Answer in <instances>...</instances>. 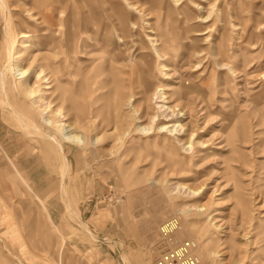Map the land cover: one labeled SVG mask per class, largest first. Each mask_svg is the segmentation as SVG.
I'll return each instance as SVG.
<instances>
[{
	"label": "rangeland",
	"instance_id": "1",
	"mask_svg": "<svg viewBox=\"0 0 264 264\" xmlns=\"http://www.w3.org/2000/svg\"><path fill=\"white\" fill-rule=\"evenodd\" d=\"M141 1L0 0V264H264V0Z\"/></svg>",
	"mask_w": 264,
	"mask_h": 264
},
{
	"label": "bare ground",
	"instance_id": "2",
	"mask_svg": "<svg viewBox=\"0 0 264 264\" xmlns=\"http://www.w3.org/2000/svg\"><path fill=\"white\" fill-rule=\"evenodd\" d=\"M142 2L147 3L148 0H143V1H141V3ZM124 5L126 8H128L130 10L134 9V6L131 3L124 2ZM21 36H23V33H20V32L16 33L15 35L13 34V38L21 37ZM13 38H11V39L8 38L7 43H5V41L0 43V72H2L4 74L6 73L8 76V79H9V81L6 79H5V81H3L4 90L8 91L9 89H11L13 87V86L12 87L9 86L10 78H15V79H17L19 87H20L22 93L24 94V96H29L30 92H29V89H28L26 83L24 82L25 76H24L23 69L15 68V66L10 63L11 58L13 59V55H12L13 53L10 52L9 46H10V41ZM144 39L146 41H149V43H148L149 47L148 48L150 49V51L152 53H156L158 51V49H160L162 47L163 40L159 35H154L152 33H149V34H146ZM163 45H165V44H163ZM4 69H6V72H4ZM162 109H166V107L163 106ZM171 114L172 113L170 111H167V113H165L166 116L171 115ZM66 127H68V126L65 125L64 123H59L57 125V135L54 138L47 137V136H44L41 134L43 137L42 140L44 142V143H41V145L43 147H46V145H48V147H49V145H52V147L54 149L58 150L59 145H58L57 141L59 138H61L63 140H65V139H68V140L72 139L74 141L77 140V138H76L77 136L70 134L67 131L68 128L66 129ZM162 128L165 131L169 130V129H164L163 125H159L156 127V129H162ZM55 140H56V142H55ZM72 140H70V141H72ZM56 152H58V151H56Z\"/></svg>",
	"mask_w": 264,
	"mask_h": 264
},
{
	"label": "built area",
	"instance_id": "3",
	"mask_svg": "<svg viewBox=\"0 0 264 264\" xmlns=\"http://www.w3.org/2000/svg\"><path fill=\"white\" fill-rule=\"evenodd\" d=\"M168 225L169 220L163 219L158 223L157 230L162 232ZM193 261V256L189 251V242L179 240L157 251L150 258L149 264H192Z\"/></svg>",
	"mask_w": 264,
	"mask_h": 264
}]
</instances>
